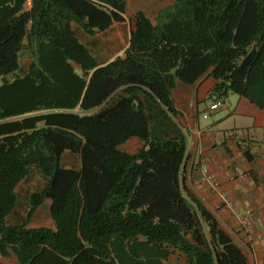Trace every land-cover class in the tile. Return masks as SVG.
Masks as SVG:
<instances>
[{
	"label": "trees",
	"instance_id": "1",
	"mask_svg": "<svg viewBox=\"0 0 264 264\" xmlns=\"http://www.w3.org/2000/svg\"><path fill=\"white\" fill-rule=\"evenodd\" d=\"M125 7L0 0V257L156 264L139 258L150 245L183 264H247L184 189L171 91L207 73L214 101L235 93L264 110V0H172L153 19L135 11L111 58L97 41L127 21ZM132 137L143 144L122 150ZM33 172L40 185L20 196ZM45 202L51 225H31Z\"/></svg>",
	"mask_w": 264,
	"mask_h": 264
},
{
	"label": "crops",
	"instance_id": "2",
	"mask_svg": "<svg viewBox=\"0 0 264 264\" xmlns=\"http://www.w3.org/2000/svg\"><path fill=\"white\" fill-rule=\"evenodd\" d=\"M171 2L126 0L125 13L129 10L130 17L133 12L141 10L153 19L158 9ZM110 32L115 34L116 31L111 29ZM126 45L127 42L111 58L122 55ZM216 81L205 73L191 84L177 81L171 91L175 109L173 118L185 133L187 143L183 186L186 193L196 198L214 216L218 227L241 248L247 264H264V247L256 239L257 233L264 237V110L235 93H229L225 101L219 99L223 106L209 110L214 101L211 90ZM142 144L141 140L132 137L120 147L132 153ZM203 167L211 173L212 182L201 181ZM246 212L251 213L252 219L249 233L238 225L239 217ZM142 241L143 238L136 239L137 243ZM144 248L146 251L140 255V260L155 258L156 264L159 260L162 264L184 263L178 251L161 259L157 254L154 256L150 245Z\"/></svg>",
	"mask_w": 264,
	"mask_h": 264
},
{
	"label": "rangeland",
	"instance_id": "3",
	"mask_svg": "<svg viewBox=\"0 0 264 264\" xmlns=\"http://www.w3.org/2000/svg\"><path fill=\"white\" fill-rule=\"evenodd\" d=\"M28 7H29V3L26 4V8ZM126 12L127 13H125V15L129 18L128 14L130 13V11L128 10ZM113 29H115L116 31L115 34L114 33L112 34V32L109 31L106 34L101 35L99 41H97V45L102 50L107 52V54L109 53L110 57L113 56V54L116 51L120 50L124 44H126L129 33V26L127 22H125L124 24H117ZM115 35L116 37L119 38H116ZM90 47L93 48L92 45H90ZM225 100L226 99H224V101ZM40 183H41L40 178L36 173L33 172L28 176L27 179L23 180L18 184L16 191L19 193L20 196H23L24 194L28 193V191L34 190L36 186L40 185ZM47 204L48 203L45 202L44 204H42V206L36 208L35 215L32 218L31 225L34 226L51 225V221L50 219L47 218L46 215ZM0 264H16V260L14 259L13 256L6 258L0 257Z\"/></svg>",
	"mask_w": 264,
	"mask_h": 264
},
{
	"label": "built area",
	"instance_id": "4",
	"mask_svg": "<svg viewBox=\"0 0 264 264\" xmlns=\"http://www.w3.org/2000/svg\"><path fill=\"white\" fill-rule=\"evenodd\" d=\"M221 106H223L222 101L215 100L209 105L208 108H209V110H213V109H216V108L221 107ZM206 116H207V114H204V117H206ZM200 179H201V181L206 182V183L212 182V175L209 172V170L207 169V167L202 168V173H201ZM238 225H239L240 229H242L244 232L249 233L251 226H252L251 213L246 212L243 215H241L239 217V220H238ZM256 239H257V243L261 247H264V237L260 233L256 234Z\"/></svg>",
	"mask_w": 264,
	"mask_h": 264
}]
</instances>
